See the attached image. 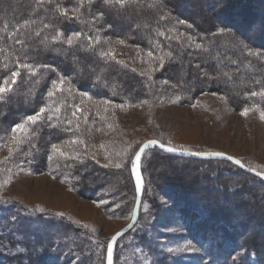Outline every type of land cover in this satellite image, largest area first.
I'll use <instances>...</instances> for the list:
<instances>
[{
  "label": "trees",
  "instance_id": "16d2710c",
  "mask_svg": "<svg viewBox=\"0 0 264 264\" xmlns=\"http://www.w3.org/2000/svg\"><path fill=\"white\" fill-rule=\"evenodd\" d=\"M63 10H66V15L62 14ZM181 20L185 23L181 24ZM25 21L28 23L25 24ZM74 32L81 35L69 46L67 37ZM108 38L123 40L148 54L152 53L149 55L152 60L151 75L143 76L132 67L103 55ZM190 43L192 46L188 45ZM22 64L31 66L35 74L19 66ZM17 69L20 74L12 85L14 90L6 93L5 99L0 101V132L5 137L11 134L19 144L18 155L29 167L34 169L43 163L45 170H50L54 177L72 188L77 183L92 188L88 194L90 200L112 201L123 193L124 185L118 182L122 177L113 180L117 179V172L99 167L92 161L88 163V157L77 162L54 155L52 145L67 148L72 141L82 137L92 122L90 119H79L78 115L73 116L69 105L74 91L93 96L102 104L116 103L124 107L148 101L165 91L185 102L209 91L238 101L241 109L253 106L264 109V0H0V82ZM61 76L65 81L62 91L48 97L52 81ZM243 82L249 86L245 87ZM253 92L261 95L251 97L249 93ZM42 106L48 110L40 121L36 125L29 124L14 138L11 128L35 114ZM102 113L99 111L98 114ZM96 118L97 124H92L106 130V118L102 119L104 116L101 118L100 115ZM144 141L132 150L126 161V169L122 171L123 184L128 181L131 193L126 203L129 219L135 201L131 165ZM147 153L161 156L162 159L195 164L197 167L194 165L192 171L196 176L197 169L203 165L210 168L212 164L227 166L233 169L228 175L238 174L241 177L239 180L257 184V190L264 191L263 180L225 160L183 158L156 148L148 150L144 156ZM141 170L144 196L149 183L144 165ZM212 170L201 173L200 178L207 183L218 181V177L214 179L209 176V172L213 174ZM238 179L230 177L229 181L236 186ZM165 182L160 191L176 208L182 224L188 229H192L190 222H193V218H206L205 209L214 216L216 210L226 205L217 199L211 203L207 197L203 200L196 195L197 190L189 184L180 183L179 179ZM213 183H210L209 189L217 194L219 189ZM243 186L246 187L242 189L250 188L249 185ZM238 191L236 187L231 190L232 194H238ZM246 216L247 225L244 221L229 223L227 217L228 220H222L223 223L217 227L205 223L206 231L197 222L195 226L202 231L199 234L215 243V257L210 258V262L219 259L227 261L226 252L239 246L237 241L240 236L250 234L242 235L249 221L254 223L252 212L248 211ZM262 220L255 224L260 225ZM38 224L44 228L38 227ZM224 224L230 228H224ZM0 226L3 229L0 230V264L11 261L23 264L21 253L9 257L8 252H16L18 246L10 232L22 237V245L30 257L31 253H38V248H43L44 243L49 246L53 235L47 240L41 238V235L50 234L46 227L59 233L70 230L63 223L40 219V214L28 216L22 207L12 202L0 203ZM6 231L8 235L5 237L2 234ZM220 231L221 234H218ZM70 232L77 233L79 229L74 227ZM31 236L32 241L29 239ZM250 238L243 242V247H250L254 252L264 247V233L258 241L253 236ZM259 256L257 264H264V254ZM25 264H37L36 257L26 259Z\"/></svg>",
  "mask_w": 264,
  "mask_h": 264
},
{
  "label": "rangeland",
  "instance_id": "374dc122",
  "mask_svg": "<svg viewBox=\"0 0 264 264\" xmlns=\"http://www.w3.org/2000/svg\"><path fill=\"white\" fill-rule=\"evenodd\" d=\"M107 41L105 53H110V58L132 67L143 76L151 75L152 60L147 52L116 38H108ZM188 45L192 46V43ZM243 85L249 86L246 82H243ZM74 92L69 107L76 112L79 119H90L92 122L89 121L91 125L86 127L82 137L75 140V143L72 141L67 148L57 146L66 155L61 156L59 152H54V155L77 162L88 157V163L92 161L99 167L117 172L119 175L113 180L122 177L118 182L124 185L123 193L112 201L90 200L88 194L92 188L81 183L72 188L54 177L50 170H45L43 163L34 169L29 167L27 163L22 162L21 155H18L19 144L11 134L5 137L0 132V203H17L28 216L40 214V219L60 222L70 229L67 233H59L46 227L45 230L50 234L41 235V238L47 240L46 238L53 235L49 246L47 243L43 244L42 240L40 246H45L38 248V253L30 254L31 258L36 257L37 264H105L106 247L110 237L129 221L126 203L131 193L128 181L123 184L122 171L126 169V161L132 150L144 140L154 138L172 147L189 151L223 152L238 158L248 168L264 172V120L261 119L263 108L245 107L249 111L247 115H241L245 108L241 109L238 101L209 91L198 94L189 102L165 91L164 94L161 93L148 101L125 107L116 103L102 104L93 96L79 90ZM249 95L254 97L252 93ZM99 111H103V115L98 114ZM98 115L101 118L104 116L102 119L106 118V130L93 125L97 124L94 119H98ZM117 163L121 165L119 168L114 166ZM143 165L146 167L149 185L142 196L140 217L134 227L118 240L113 264H232L231 258L240 250L248 252L246 264L259 263V254H264V247L257 250L258 252H254L250 247H243V242L251 239L250 236L258 241L264 233V191L257 190V184L239 180L241 177L238 174L228 175L233 169L221 165L220 167L219 164H212V168L203 165L197 169L196 176L192 171L195 164L173 161L170 158L162 159L161 156L147 153L142 158L141 167ZM209 169H213L212 175L208 173L210 177L219 178L218 181L212 180V185L219 189L217 194L209 189L212 182L207 183L204 178H200L201 173ZM225 177H233L239 181L234 186L233 182ZM177 179L180 183L191 185L198 191L196 195H200L203 200L207 197L211 203L217 199L226 205L221 210H216L214 216L205 209L206 218H193L190 226L194 230L188 229L182 224L176 208L174 209L170 200L160 191L165 181L172 182ZM239 182H243L242 185L238 184ZM244 184L250 188L242 189L246 187ZM235 187L239 188L238 194L231 192ZM232 203H235L234 206H231ZM248 211L252 212L254 223L249 221L244 229L250 234L247 237L240 236L239 242L237 241L239 246L226 252L227 261L219 259L210 262V258L215 257V243L209 240V237L204 238L199 234L202 231L195 226L197 222L204 230L205 223L217 227L223 223L222 220L229 219V223L234 224L240 221L246 223ZM260 220L263 224H255ZM38 227L44 228L42 225ZM74 227H78L79 232H70ZM223 227L230 228L225 224ZM10 234L15 237L18 246L16 252H8L9 257L13 258L19 252L24 258L22 263L25 264L26 259L30 257L22 245L24 241L17 234ZM218 234H221V231ZM2 235L6 237L8 231ZM29 239L32 241L33 237ZM233 245L236 244L233 242ZM169 248L183 250L170 253L167 251ZM8 263L14 264L12 261Z\"/></svg>",
  "mask_w": 264,
  "mask_h": 264
},
{
  "label": "snow or ice",
  "instance_id": "6c2138e0",
  "mask_svg": "<svg viewBox=\"0 0 264 264\" xmlns=\"http://www.w3.org/2000/svg\"><path fill=\"white\" fill-rule=\"evenodd\" d=\"M78 9H76V12L78 13ZM62 14L66 15V10L62 11ZM100 16H103V13L100 14ZM181 24L185 23V21L181 20L179 21ZM28 22L25 21V24H27ZM45 27H47V25H45ZM189 27H191V25H189ZM81 35V33L79 32H74L70 35H68L67 37V44L69 46H72L74 41L79 38ZM18 43H20L21 41H17ZM121 43H123V41H121ZM103 55H110V53H104ZM149 55L151 56L152 53H149ZM122 63V62H121ZM20 67H24V68H28L29 71H31L33 74H35V70L29 66L28 64H22L19 65ZM44 67H48V66H44ZM161 67H163V63H161ZM19 70L17 69V71H13L11 72V76L9 78H5L2 80V82H0V101H3L5 99V94L9 93L11 91H13V87L12 85L16 83V79L19 76ZM11 81V83H10ZM65 83L63 76L59 77L57 80L52 81V88L48 91L47 95L48 97H52L55 92L57 91H62V85ZM252 95H256V93H252ZM47 107L46 106H42L40 107L39 111H37L35 114L29 115L25 118L24 121H22L21 123L15 124L12 128H11V132L13 134V137L15 138V134L17 132L23 131L26 127H28L29 124L31 125H36L40 119L42 118V116L45 114V112L47 111ZM57 111H59V109H57ZM77 111H79V109H77ZM249 109L245 108L241 111V115H247ZM76 115V112H73V116ZM49 119H51V117H49ZM261 119L264 120V113L261 114ZM76 141H73V143H75ZM82 142V141H81ZM157 141L152 140V141H148L146 144H144L143 147L140 148V151H137L135 153V159L132 160V172L135 175V179H136V191L139 193L141 188H142V176L140 175V171H139V166H140V162L142 159V153L144 152V148H147L149 145H154L156 144ZM52 149L53 152H59V154L61 156L66 155L64 152H61L60 149L57 147V145H52ZM170 152H174L176 151L175 148L173 147H169L167 149ZM193 155L196 156H201V157H214V158H220L222 160H226V161H231L233 164L243 168L244 164L242 163V161L235 159L232 156H229L223 152H213V153H205V152H195L192 153ZM52 157L49 156V160H51ZM116 168H119L121 165L119 163L114 165ZM104 167H108V165H104ZM250 171L255 172L256 169L255 168H249ZM258 175H260L262 178H264V172H260L257 173ZM39 211H43V209H38ZM57 215H62V214H57ZM129 227H131V225H129ZM122 233H117L115 236H113L111 238V242L108 243V261L109 264H111L112 261V248H113V244L112 242H115L117 240V237L121 236ZM183 249H167L168 252L172 253L175 251H182ZM248 257V252L247 250H240L237 252V254L235 256H233L231 258L232 260V264H246V258Z\"/></svg>",
  "mask_w": 264,
  "mask_h": 264
},
{
  "label": "water",
  "instance_id": "95a60500",
  "mask_svg": "<svg viewBox=\"0 0 264 264\" xmlns=\"http://www.w3.org/2000/svg\"><path fill=\"white\" fill-rule=\"evenodd\" d=\"M152 140H155L157 141L156 144L154 145H149L147 148H144V152L142 153V158L144 156V154L148 151V150H152L154 148L164 152V153H167V154H170V155H174V156H178V157H183V158H193V159H204V160H213V159H217V160H222L220 158H214V157H201V156H196V155H193L192 153H195V152H205V153H213V152H218V151H189V150H185V149H179V148H175L176 151L174 152H170L168 151L167 149L169 147H172L168 144H165V143H162L160 141H158L157 139H147L145 140L142 145L138 148L137 151H140V148L144 146V144H146L148 141H152ZM226 154V153H225ZM228 155V154H227ZM231 156V155H229ZM234 157V156H232ZM235 159H238L236 157H234ZM135 159V155H134V158ZM239 160V159H238ZM142 161V159H141ZM226 161V160H225ZM230 163H232L231 161H228ZM233 164V163H232ZM235 165V164H233ZM237 166V165H235ZM239 167V166H237ZM240 169L250 173L251 175L261 179L264 181V178H262L260 175H258L257 173H260L259 171H250L248 167H246L244 165L243 168L239 167ZM139 171H140V175L142 176V172H141V162H140V166H139ZM131 176H132V179H133V183H134V187H135V201H134V205H133V209H132V212H131V216H130V219L129 221L123 226L121 227L119 230H117L109 239L108 243L111 242V238L113 236H115L117 233H122L121 236L117 237V240L115 242H112L113 244V248H112V261H111V264H113V259H114V251H115V246H116V243L117 241L124 235L126 234L128 231H130L134 225L136 224L137 220H138V217H139V213H140V210H141V204H142V196H143V189H144V179H143V176H142V188L140 190V192L138 193L136 191V179H135V175L133 174L132 172V165H131ZM129 225H131V227H129ZM105 264H109V261H108V244H107V247H106V255H105Z\"/></svg>",
  "mask_w": 264,
  "mask_h": 264
},
{
  "label": "bare ground",
  "instance_id": "6f19581e",
  "mask_svg": "<svg viewBox=\"0 0 264 264\" xmlns=\"http://www.w3.org/2000/svg\"><path fill=\"white\" fill-rule=\"evenodd\" d=\"M242 233V235H245L247 233V230L244 229ZM252 233H256V231H252Z\"/></svg>",
  "mask_w": 264,
  "mask_h": 264
}]
</instances>
